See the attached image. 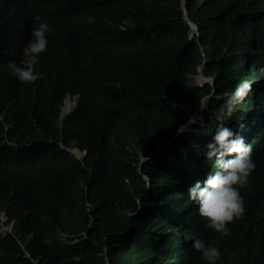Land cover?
<instances>
[{"label":"trees","instance_id":"1","mask_svg":"<svg viewBox=\"0 0 264 264\" xmlns=\"http://www.w3.org/2000/svg\"><path fill=\"white\" fill-rule=\"evenodd\" d=\"M32 1L0 0V221L13 222L0 232V264H207L194 238L219 248L216 264H264V105L249 111L255 167L227 235L207 228L186 194L210 173V130L182 132L168 146L173 160L157 152L213 89L255 83L230 117L218 98L209 102L213 119L264 102L255 92L264 87V0ZM37 14L52 32L40 77L21 84L7 62L24 59ZM204 54L214 87L188 76ZM69 96L76 104L63 114Z\"/></svg>","mask_w":264,"mask_h":264},{"label":"clouds","instance_id":"2","mask_svg":"<svg viewBox=\"0 0 264 264\" xmlns=\"http://www.w3.org/2000/svg\"><path fill=\"white\" fill-rule=\"evenodd\" d=\"M183 8L191 26V36L198 37V40L201 41V29L197 28L192 22L186 9L185 1H183ZM88 19L91 20L92 17H88ZM33 23L35 26L32 28L31 38L23 49L24 59L21 60L20 63L11 59L7 62L8 71L21 84L35 82L40 77L39 71L35 70V65L38 64L40 53L46 49L48 36L52 32V28L47 19H42L39 14L33 17ZM198 30L200 31L199 34ZM193 31L195 33H193ZM207 60L204 54L202 64L197 67L196 75H199V82L193 81V76L195 75L188 72L192 84L198 86L209 84L214 87L217 75L215 73H210L209 75L204 74ZM250 83L251 81H245L239 84L233 91H229L226 95L222 93L218 94L215 89H213L209 95L200 100L199 108L192 112L189 118L177 129L179 134L170 139L166 145L160 144L157 149L158 154L162 146H165L168 150V146L174 141H177L182 132L196 134L200 132L199 127L205 129V131H208V129L210 130L207 133L210 139L205 145V161L209 162L208 169L210 173L206 178L203 176V180H196L192 183L188 189H186V194L188 193L187 197L192 205L190 208L194 209L196 204L198 215L205 218V226L218 232L220 235H227L230 231L229 223L232 222L234 218L238 219L244 212L240 191L247 185L249 173L255 167L251 158L252 149L247 143L250 137L249 111L253 112L258 107L253 106L251 108L249 104H247L245 106V115L244 108H242L241 111L237 110L232 120L229 121H223L221 119V112L217 113L216 119H213L212 116L207 117L204 113L205 117H202L203 123H200L197 118L201 112L206 111L208 108L205 101H208L207 104L209 102L212 103L215 97L218 98L219 102H223L222 107L225 111V115L230 117L236 110V104H239L243 97L247 99V96L250 94ZM68 98L74 99L76 104L75 97L69 96ZM239 106L241 107V104H239ZM67 113L64 112L63 105V114ZM196 114L197 116L195 117ZM237 121H239V123H237ZM73 149H70V151L73 152ZM79 150L84 153V156L82 158L80 157V159L83 160L86 151ZM73 153L76 155L75 152ZM159 156L161 155L159 154ZM76 157L78 156L76 155ZM162 157L171 160L176 158L175 154L169 150L166 154L162 155ZM146 160L147 157L141 158L140 168L141 164ZM192 171L200 172V166L192 163ZM150 182L149 180L148 184H150ZM2 217H5L6 221L8 219L5 214H1L0 232L7 233L12 230L13 222L12 224H7L6 221L2 222ZM5 224L9 226V229H6L4 226ZM191 247L199 253L201 259L206 261L207 264H216V261L220 258L219 248L211 243L205 244L200 238H194Z\"/></svg>","mask_w":264,"mask_h":264},{"label":"rangeland","instance_id":"3","mask_svg":"<svg viewBox=\"0 0 264 264\" xmlns=\"http://www.w3.org/2000/svg\"><path fill=\"white\" fill-rule=\"evenodd\" d=\"M193 33H195V32L193 31ZM193 81H198L199 82V75L193 76ZM207 102L208 101H205L206 105H208ZM74 104H75V100L74 99L72 100V99L68 98L67 100H65V102H64V112L65 113L69 112L73 108ZM202 117H205L204 112H201L199 114L198 118H197V120H199L200 123H203L202 122ZM187 128H190V127H187ZM73 152H75L76 155L79 158L80 157L82 158L84 156V153H82L79 149H73ZM167 152H168L167 148L165 146H162L161 149H160L159 154L162 156V155L166 154ZM4 221H6V218L2 217V222H4ZM95 225H96V223L93 224V227ZM4 226L6 227V229H9V226L7 224H5Z\"/></svg>","mask_w":264,"mask_h":264},{"label":"bare ground","instance_id":"4","mask_svg":"<svg viewBox=\"0 0 264 264\" xmlns=\"http://www.w3.org/2000/svg\"><path fill=\"white\" fill-rule=\"evenodd\" d=\"M34 1V0H33ZM32 1V2H33ZM34 2H36V1H34ZM36 3H38V2H36ZM41 3V2H40ZM187 19V18H186ZM213 50V49H212ZM212 79L214 80V77L212 76ZM260 79H264V76L263 77H261V78H258V80H260ZM255 85V83L253 82V81H251V83H250V88H249V91H250V93H251V91H252V89H253V86ZM255 92H256V95H257V93L258 94H261V97H264V87H263V89L261 88V87H256V89H255ZM256 95H255V98H256ZM260 105H264V102H262V101H259V100H257V98L255 99V101H254V106H257V107H259ZM239 108L241 109V107L239 106ZM197 116V114L195 115V117ZM239 120V119H238ZM237 123H239V121H237ZM245 128H246V125H245ZM249 132H251V129L249 130ZM248 132V133H249ZM213 170V169H212ZM211 170V171H212Z\"/></svg>","mask_w":264,"mask_h":264},{"label":"water","instance_id":"5","mask_svg":"<svg viewBox=\"0 0 264 264\" xmlns=\"http://www.w3.org/2000/svg\"><path fill=\"white\" fill-rule=\"evenodd\" d=\"M200 33V31L198 30V34ZM106 251H107V248H106Z\"/></svg>","mask_w":264,"mask_h":264}]
</instances>
